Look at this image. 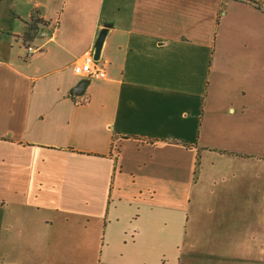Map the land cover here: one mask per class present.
Returning a JSON list of instances; mask_svg holds the SVG:
<instances>
[{"label":"crops","instance_id":"obj_1","mask_svg":"<svg viewBox=\"0 0 264 264\" xmlns=\"http://www.w3.org/2000/svg\"><path fill=\"white\" fill-rule=\"evenodd\" d=\"M239 2L260 20L228 19ZM255 3L0 0V264H182L210 227L258 256ZM43 29L53 37L27 57ZM104 29L107 76L77 75Z\"/></svg>","mask_w":264,"mask_h":264},{"label":"rangeland","instance_id":"obj_2","mask_svg":"<svg viewBox=\"0 0 264 264\" xmlns=\"http://www.w3.org/2000/svg\"><path fill=\"white\" fill-rule=\"evenodd\" d=\"M255 5L262 13H264V5L259 6L256 3ZM228 19L231 21L246 22L259 19V16L251 10L250 6H246L243 2H239L235 5L233 4L232 12ZM236 40L238 42L237 46L240 50L249 52L254 50L264 57V39H259L258 47L253 50H251L250 47H247L246 49L243 47L242 44H244V40ZM258 106L259 107L255 109V114H250L248 125L249 131L252 132L250 144L258 151V155L261 156V158L256 161L264 166V101L263 103H259ZM251 161L252 160L248 161L249 165L254 164V162ZM262 179L264 181V170L262 173ZM214 228L210 227L209 230L206 229L204 233H201L196 237L192 235L187 237L182 264H264V215L263 220L256 227L258 233L253 231L251 225L247 230L249 245L252 246V243H255L259 246L258 256L252 260L240 259L238 258V255L241 253L227 251L225 246L228 237ZM251 254L252 252L247 253L248 256Z\"/></svg>","mask_w":264,"mask_h":264},{"label":"built area","instance_id":"obj_3","mask_svg":"<svg viewBox=\"0 0 264 264\" xmlns=\"http://www.w3.org/2000/svg\"><path fill=\"white\" fill-rule=\"evenodd\" d=\"M58 26V21L55 24V29ZM40 36L43 39V42L39 45L36 44H27L26 45V56L40 51L43 48L45 42L53 37V33L43 29L40 32ZM74 71L77 75L84 77H92V78H105L107 76L106 68L103 65H100L99 60L95 59V52H89L85 54L81 60L76 61L74 64Z\"/></svg>","mask_w":264,"mask_h":264},{"label":"water","instance_id":"obj_4","mask_svg":"<svg viewBox=\"0 0 264 264\" xmlns=\"http://www.w3.org/2000/svg\"><path fill=\"white\" fill-rule=\"evenodd\" d=\"M106 34H107V29H104L98 38V41L96 44V49H95V59L96 60H100V58H101L102 48H103V44H104ZM85 87H86V83L83 81V82L79 83L73 89L72 93L73 94H81L84 91Z\"/></svg>","mask_w":264,"mask_h":264},{"label":"trees","instance_id":"obj_5","mask_svg":"<svg viewBox=\"0 0 264 264\" xmlns=\"http://www.w3.org/2000/svg\"><path fill=\"white\" fill-rule=\"evenodd\" d=\"M197 165H199V157H198V162H197Z\"/></svg>","mask_w":264,"mask_h":264}]
</instances>
